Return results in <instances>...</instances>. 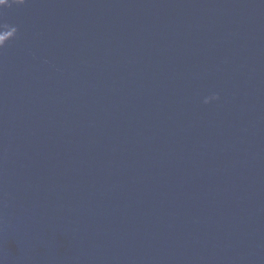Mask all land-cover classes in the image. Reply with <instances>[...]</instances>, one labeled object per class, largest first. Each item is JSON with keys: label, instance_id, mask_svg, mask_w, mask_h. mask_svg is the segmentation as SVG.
Returning a JSON list of instances; mask_svg holds the SVG:
<instances>
[{"label": "water", "instance_id": "95a60500", "mask_svg": "<svg viewBox=\"0 0 264 264\" xmlns=\"http://www.w3.org/2000/svg\"><path fill=\"white\" fill-rule=\"evenodd\" d=\"M0 45V264H264V0H8Z\"/></svg>", "mask_w": 264, "mask_h": 264}, {"label": "clouds", "instance_id": "9594fccd", "mask_svg": "<svg viewBox=\"0 0 264 264\" xmlns=\"http://www.w3.org/2000/svg\"><path fill=\"white\" fill-rule=\"evenodd\" d=\"M8 0H0V3H7ZM16 3L18 4H23L25 2V0H15ZM12 32L15 33V30H13ZM3 45H0V47H2ZM213 98H218V97H213ZM210 102V99H206L205 100V103H209Z\"/></svg>", "mask_w": 264, "mask_h": 264}]
</instances>
